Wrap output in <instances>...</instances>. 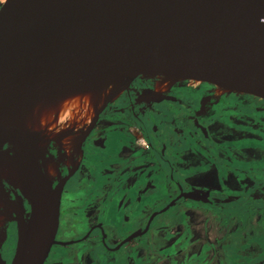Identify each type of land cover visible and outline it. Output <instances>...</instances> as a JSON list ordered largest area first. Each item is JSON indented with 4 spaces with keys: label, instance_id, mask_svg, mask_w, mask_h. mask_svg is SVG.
Here are the masks:
<instances>
[{
    "label": "flooded vegetation",
    "instance_id": "af4514ba",
    "mask_svg": "<svg viewBox=\"0 0 264 264\" xmlns=\"http://www.w3.org/2000/svg\"><path fill=\"white\" fill-rule=\"evenodd\" d=\"M66 134L68 150L64 135L39 150L46 183L62 187L42 264H263V101L137 77ZM29 211L0 178L4 264Z\"/></svg>",
    "mask_w": 264,
    "mask_h": 264
},
{
    "label": "water",
    "instance_id": "95a60500",
    "mask_svg": "<svg viewBox=\"0 0 264 264\" xmlns=\"http://www.w3.org/2000/svg\"><path fill=\"white\" fill-rule=\"evenodd\" d=\"M137 77L264 102V0H0V113L102 87L92 124ZM39 141L0 128V156L19 165L30 209L9 264H42L54 244L62 187L46 183Z\"/></svg>",
    "mask_w": 264,
    "mask_h": 264
},
{
    "label": "bare ground",
    "instance_id": "6f19581e",
    "mask_svg": "<svg viewBox=\"0 0 264 264\" xmlns=\"http://www.w3.org/2000/svg\"><path fill=\"white\" fill-rule=\"evenodd\" d=\"M123 88L124 86L120 85L111 94V98L118 96ZM102 92V87H96L30 101L1 112L0 128H10L24 138L39 134V150L47 141L64 135L58 145L61 150H68L67 147L73 142L74 136L66 133L89 122ZM0 178L8 180L25 193L19 165L3 156H0Z\"/></svg>",
    "mask_w": 264,
    "mask_h": 264
},
{
    "label": "rangeland",
    "instance_id": "374dc122",
    "mask_svg": "<svg viewBox=\"0 0 264 264\" xmlns=\"http://www.w3.org/2000/svg\"><path fill=\"white\" fill-rule=\"evenodd\" d=\"M263 264H264V262H263Z\"/></svg>",
    "mask_w": 264,
    "mask_h": 264
}]
</instances>
